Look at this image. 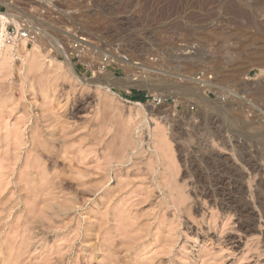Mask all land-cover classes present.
Wrapping results in <instances>:
<instances>
[{"label": "rangeland", "instance_id": "1", "mask_svg": "<svg viewBox=\"0 0 264 264\" xmlns=\"http://www.w3.org/2000/svg\"><path fill=\"white\" fill-rule=\"evenodd\" d=\"M174 1L0 0V264H264V0Z\"/></svg>", "mask_w": 264, "mask_h": 264}, {"label": "bare ground", "instance_id": "2", "mask_svg": "<svg viewBox=\"0 0 264 264\" xmlns=\"http://www.w3.org/2000/svg\"><path fill=\"white\" fill-rule=\"evenodd\" d=\"M170 1H173V0H169V6L167 5V7L169 8L170 7ZM221 1V0H220ZM242 1V0H241ZM174 2H176V0L174 1ZM181 2L183 3V1L181 0ZM223 2V1H222ZM251 2V1H250ZM254 2V1H253ZM252 2V3H253ZM177 3V2H176ZM175 3V4H176ZM188 3V2H187ZM218 3V2H217ZM227 3H229V2H227ZM234 3V2H233ZM247 3V2H246ZM251 3V4H252ZM172 4H173V2H172ZM175 4H173L174 6H175ZM184 4V3H183ZM202 4V3H201ZM194 5V4H193ZM192 5V6H193ZM231 5H233V4H231ZM230 4L228 5V6H231ZM235 5V4H234ZM244 5V4H243ZM178 6V5H177ZM194 6H196V5H194ZM202 6V5H201ZM227 6V7H228ZM179 7V6H178ZM177 7V8H178ZM226 7V8H227ZM252 7V6H251ZM173 9H174V7H172ZM195 8V7H194ZM197 8V7H196ZM233 8H236V5H235V7H233ZM239 8V7H238ZM175 10V9H174ZM174 10H172V12L174 11ZM235 10H237V8L235 9ZM241 10V9H240ZM178 11V10H177ZM231 11H232V9H231ZM238 11V10H237ZM236 12V11H235ZM235 12H233L232 11V13L234 14ZM244 12V11H243ZM174 13V12H173ZM241 13V12H240ZM245 13H246V17H248V19H250L249 18V15L247 16V11L245 10ZM240 14H238L237 16H239ZM12 15L10 14H3V13H0V21H1V27H0V57H3V60H7L8 61V57H11L10 55H11V53H12V49H14V48H12L11 46L12 45H8V46H5L4 45V41H3V35H4V30H5V27H6V23H9V22H14V20H13V16L11 17ZM236 16V17H237ZM243 17H245V15H243L242 14V17H237V19L238 18H243ZM245 19H247V18H244V20ZM241 20V19H240ZM234 21H236V20H234ZM247 22H248V20H246ZM250 21V20H249ZM244 22V21H243ZM190 24V23H189ZM25 40H22L21 41V45H22V47H21V49L22 48H25L24 46H25ZM15 45V44H14ZM17 45V44H16ZM17 47V46H16ZM20 48V47H19ZM59 48H57V50H58ZM15 50V49H14ZM20 50V49H19ZM61 50V49H60ZM23 51V50H22ZM15 52H18V51H16L15 50ZM61 53H63L62 52V50H61ZM12 54H14V53H12ZM16 54V53H15ZM18 55V54H17ZM13 56V55H12ZM22 59V58H21ZM29 59V58H28ZM34 59V58H33ZM174 59V58H173ZM172 59V60H173ZM186 59V58H185ZM174 60H176V59H174ZM173 60V61H174ZM29 61H31V60H29ZM28 61V62H29ZM172 61V62H173ZM179 61V60H178ZM177 61V62H178ZM27 62V63H28ZM35 62V61H34ZM33 61L31 62V63H34ZM37 62V61H36ZM175 62V61H174ZM24 63H25V61H24ZM26 63V64H27ZM59 63V62H58ZM180 63V62H179ZM191 63V62H190ZM61 64V63H60ZM177 64V63H176ZM29 65H30V63H29ZM28 65V66H29ZM39 66V65H38ZM68 66V65H67ZM30 68H34V65L33 64H31V66H30ZM39 68V67H38ZM30 70V69H29ZM69 70H71V68L69 69ZM72 71V70H71ZM70 73H73V72H70ZM73 75V74H72ZM74 76V75H73ZM116 82H118V81H116ZM96 84H100L99 86H102L103 87V89H104V92L105 93H107L108 95H110V96H112V97H115V99H121L113 90H112V87H114V85H116V83H115V81H114V76H112V75H110V74H108V76L105 78H100L98 81H96L95 82ZM119 83V82H118ZM117 83V84H118ZM138 84H140V83H138ZM145 84V83H144ZM148 84V83H147ZM97 85V86H98ZM119 85V84H118ZM121 87H123V88H128L129 86H131L132 85V81H130V79H128L127 81L125 80L124 82H122L121 84ZM168 86V85H167ZM165 87V88H167V89H169V87ZM137 87V86H136ZM173 87V88H172ZM172 87H171V89H174V87L175 86H173L172 85ZM179 87V86H178ZM101 88V87H100ZM180 88V87H179ZM179 88H176V89H179ZM189 89V88H188ZM97 90H100L99 88L97 89ZM102 90V89H101ZM101 92V91H100ZM174 95V94H173ZM102 96V95H101ZM174 97V96H173ZM106 98H108L109 99V96L108 97H106ZM104 99V98H103ZM104 101V100H103ZM123 101H125V100H123ZM200 101L202 102V103H204L205 104V106H207V104H206V101H204V99L202 100V98L200 99ZM128 104V105H134L133 103H130V102H128V101H125V104ZM134 107V106H133ZM136 107H142V105L141 104H138V103H136ZM106 108H107V106H106ZM215 180H217V178L215 179ZM215 180H214V182H215ZM219 182V181H218ZM217 183V182H216ZM219 185V184H218ZM209 186V185H208ZM215 186H217V185H215ZM219 190V189H218ZM225 190V189H224ZM208 191V190H207ZM222 192V191H221ZM220 192V193H221ZM210 194V193H209Z\"/></svg>", "mask_w": 264, "mask_h": 264}, {"label": "built area", "instance_id": "3", "mask_svg": "<svg viewBox=\"0 0 264 264\" xmlns=\"http://www.w3.org/2000/svg\"><path fill=\"white\" fill-rule=\"evenodd\" d=\"M31 39L32 34L28 25L23 22L19 25H12L10 23H7L3 35L4 43L13 45L19 41L25 40L27 42Z\"/></svg>", "mask_w": 264, "mask_h": 264}, {"label": "trees", "instance_id": "4", "mask_svg": "<svg viewBox=\"0 0 264 264\" xmlns=\"http://www.w3.org/2000/svg\"><path fill=\"white\" fill-rule=\"evenodd\" d=\"M129 98L138 102L144 101L143 95L137 92H132V95Z\"/></svg>", "mask_w": 264, "mask_h": 264}]
</instances>
